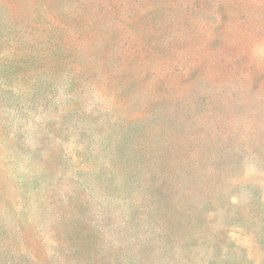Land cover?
I'll use <instances>...</instances> for the list:
<instances>
[{
    "label": "rangeland",
    "instance_id": "1",
    "mask_svg": "<svg viewBox=\"0 0 264 264\" xmlns=\"http://www.w3.org/2000/svg\"><path fill=\"white\" fill-rule=\"evenodd\" d=\"M0 24V63L36 60L0 73V264H95L70 248L79 217L105 226L98 261L264 264V0H0ZM51 30L90 85L77 99ZM183 139L209 148L194 180L170 175Z\"/></svg>",
    "mask_w": 264,
    "mask_h": 264
},
{
    "label": "trees",
    "instance_id": "2",
    "mask_svg": "<svg viewBox=\"0 0 264 264\" xmlns=\"http://www.w3.org/2000/svg\"><path fill=\"white\" fill-rule=\"evenodd\" d=\"M16 23V22H15ZM16 24H14L11 28H14ZM55 27V26H54ZM56 29H59L57 27H55ZM6 27H1L0 24V30H6ZM11 30V29H10ZM34 30H31V32H33ZM36 33H38V31H36ZM48 34V41L47 43H41L44 44L45 46V50H43L44 52H48V50L51 49H57L58 45H59V56L57 55L56 58V64H59V93H62L64 95H66L65 93L69 92L66 96V99L69 100H74L77 99L79 97H81V95L84 94L85 90H82L83 87V81H84V77H82V75H77V71L75 70L76 67V61H74L75 59V54L73 53V51L68 48L64 42H65V35H62L58 30H51L50 32L47 33ZM37 38L40 37H36L35 42L39 43L37 41ZM32 47L34 46V44L31 45ZM30 48V47H29ZM35 61L29 59L26 61L25 58L20 59L18 58V61H16L15 63H6V62H1L0 63V73L3 74L6 78L7 77H11V76H16L17 78L21 77L23 74V77L28 74L30 72V69L32 67V65L34 64ZM24 69H26L24 71ZM19 75V76H18ZM87 81V80H86ZM88 82V81H87ZM84 81V85L90 88V85ZM68 90V91H67ZM133 125V127H131L130 129L133 131H138L139 127L141 129V134L145 131L147 133V129H146V124H144V121L139 122L137 121L136 123L131 124V126ZM135 125H139V126H135ZM148 137L150 138L152 136L151 133H147ZM183 142H180L182 144V146H180L179 148H172L168 150V155L169 156H177L179 153H181L182 155V159L180 160H174L173 163H175L176 165H174L172 167V170H174L175 172H170V175L175 178V179H179L181 176L185 177L186 179H191L194 180L196 179V177H198V171L196 170L198 166H200L202 164V160L204 157V153L209 154V148L204 146L202 143L198 142V141H191L189 144L186 143L184 141V139L182 140ZM193 142V143H192ZM192 143V145H191ZM188 144V145H187ZM178 159V158H176ZM198 165V166H197ZM197 166V167H196ZM196 167V169H195ZM169 175V176H170ZM204 178L207 179V181L213 177V174L211 173H205L204 174ZM166 180L163 178L161 180L160 183H155V185H149L148 187L150 189H153L156 191V198L159 201L160 205L164 204V199H163V183ZM199 181L201 182L200 184H198V188L195 189L197 190H202V192H208L209 188L208 187V182L206 183V181H203L202 178L199 179ZM40 183L39 178L37 177V182H35V184ZM159 184V185H158ZM170 187L175 186V188L177 187V183L175 182V185H173V181H169L168 183ZM167 186V184H166ZM182 188V187H180ZM178 189V188H177ZM187 190L183 187V192L182 193V201L185 199H188V195H187ZM78 196L80 199H78L75 208H73V210H77L79 209V206H83L84 204H88V201H82V196L80 193H78ZM70 198L67 197V199ZM74 200V198H73ZM72 200V201H73ZM70 203V199L68 204ZM39 200L36 201L34 204H32L35 208L31 207V212H29L31 215H36L38 216V208L40 207L39 205ZM179 204V203H178ZM187 204V202H185V205ZM74 206V203L72 205V207ZM71 208V207H70ZM81 214V213H80ZM71 224L67 223L65 224V226ZM95 224V225H94ZM98 226L101 227H105L103 225V222L100 223V225L96 224V223H88L87 221H85L84 218L79 217L77 219V229L76 227H74L73 229H71L70 231L72 232L73 236L75 238H80L81 237V241H77V244H74L72 247H70L71 249H78L77 254L82 255L81 251H83L84 245H86L87 247H91L92 246V253L90 254V258L93 257L95 259V264H110L107 262V259L105 257H103L100 261H98V257H97V251L96 249H98V243L95 242V236L92 237L96 231L98 230ZM92 239L94 241V244L92 242ZM95 254V255H93ZM126 260L127 259H123ZM128 263V262H127ZM129 264V263H128ZM140 264V263H139Z\"/></svg>",
    "mask_w": 264,
    "mask_h": 264
}]
</instances>
